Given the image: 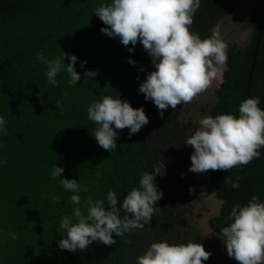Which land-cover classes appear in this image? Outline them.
Returning <instances> with one entry per match:
<instances>
[{
	"label": "trees",
	"instance_id": "1",
	"mask_svg": "<svg viewBox=\"0 0 264 264\" xmlns=\"http://www.w3.org/2000/svg\"><path fill=\"white\" fill-rule=\"evenodd\" d=\"M110 2L0 0V116L8 129V135L0 134V159L7 160L0 165V264H136L152 242L202 240L186 228L191 198L186 182L177 177L184 160L175 146H186L188 130L179 123L183 105L169 107L162 119L154 103L138 92L147 73L155 70L152 58L141 43L129 52L131 44L125 46L101 32L106 25L95 9ZM233 9L234 0H201L190 30L208 37ZM245 22L250 35L243 44L227 46L216 101L205 108L213 117L238 116L240 103L250 96L260 97L259 107L264 109V5ZM41 49L49 59L62 51L79 58L75 67L81 80L76 86L69 85L63 72L58 74V87L48 84L46 66L37 63ZM129 58L136 63L130 64ZM81 61H87L85 69L96 70L97 76L85 79ZM105 95L126 99L134 108L143 106L149 117L131 137L128 128L117 130V148L111 152L98 145L91 134L96 125L87 116L90 104ZM259 151L260 158L246 165L200 173L209 177L222 202L220 213L209 221L213 232L219 234L227 226L234 205L246 204L254 194L264 201V147ZM158 161H163L166 174L155 178L163 196L150 224L121 237L113 234V245L94 241L76 252L59 248V220L71 215L75 205L72 193L50 175L55 164L64 168L61 178L78 180L83 207L88 198H105L109 190L122 202L139 186L143 172L155 171L151 167ZM237 179L240 187L233 188ZM53 194L60 200H53ZM8 233H15L16 239Z\"/></svg>",
	"mask_w": 264,
	"mask_h": 264
},
{
	"label": "clouds",
	"instance_id": "2",
	"mask_svg": "<svg viewBox=\"0 0 264 264\" xmlns=\"http://www.w3.org/2000/svg\"><path fill=\"white\" fill-rule=\"evenodd\" d=\"M200 6L201 0H111L95 9V15L106 25L101 28L103 34L118 38L125 46L131 44L129 52L139 42L151 56L155 70L147 73L138 92L144 94L146 101L154 103L162 119L169 107L176 109L177 105L190 103L226 70L227 44L219 31L213 30L202 39L198 32L190 30ZM78 59L75 54L64 51L51 59L44 55L43 49L37 52V63L46 66L44 75L48 84L56 87L58 74L62 72L67 73L70 86H76L81 80L75 67ZM128 62L136 63L131 58ZM86 64L87 61H81V68L85 69ZM97 74L96 70H84L85 79ZM259 105L260 97L250 96L240 103L238 116L233 113L202 115L184 142L193 149L189 171L197 174L208 170L229 171L260 158L259 149L264 147V109ZM87 116L96 125L91 133L96 142L110 152L117 148L120 135L117 130L128 128L131 137L149 123L143 106L134 108L128 100L109 95L93 101ZM0 134L8 135L3 116H0ZM6 164V159H0V165ZM151 168L155 171L143 172L139 186L133 187L122 202L116 191L109 190L105 198H88L82 207L78 180L61 178L64 168L55 164L50 175L52 179H59L65 191L72 193L70 200L75 205L71 215L65 214L59 220V248L76 252L87 249L94 241L113 245L116 243L113 234L121 237L150 224L158 208L157 201L163 196L155 178L157 174H166L163 161L155 162ZM232 187H240L238 179ZM193 191L190 187L189 192ZM52 199L59 201L60 197L53 194ZM226 219L228 224L220 228L218 236L227 255L239 264H264V201L254 194L246 204L234 205ZM8 236L16 239L15 233ZM211 255L203 243L177 244L161 240L152 242L137 257L136 264H204Z\"/></svg>",
	"mask_w": 264,
	"mask_h": 264
},
{
	"label": "rangeland",
	"instance_id": "3",
	"mask_svg": "<svg viewBox=\"0 0 264 264\" xmlns=\"http://www.w3.org/2000/svg\"><path fill=\"white\" fill-rule=\"evenodd\" d=\"M262 5H264V0H234L233 12L222 18L213 30L219 31L227 46L235 43L243 44L251 32V28L247 26L245 19ZM224 71L218 74L209 89L200 93L190 103L183 104L179 123L182 124V127L188 129L187 134H189L190 130H195L197 121L202 115H208L205 112V108L215 103V90L222 83ZM180 146L176 145L175 148L180 151L181 149L183 150V155L182 153L179 155L184 160V164L179 165L177 177L178 180L186 182L184 183L187 189L186 193H189L191 198L186 214L188 218L186 228L187 230L195 231L197 237L202 239L195 241L203 243L205 250L212 253L204 264H239L238 261L227 255L226 248L218 236L219 234L213 232L210 228L209 221L220 213L222 206V202L216 197L211 180L200 173L189 171L191 165L190 155L193 149L187 145L185 147ZM182 173L183 178H181ZM190 187L194 189L192 193L189 192ZM202 192H205L203 196H201Z\"/></svg>",
	"mask_w": 264,
	"mask_h": 264
},
{
	"label": "water",
	"instance_id": "4",
	"mask_svg": "<svg viewBox=\"0 0 264 264\" xmlns=\"http://www.w3.org/2000/svg\"><path fill=\"white\" fill-rule=\"evenodd\" d=\"M258 48H259V40H258V44H257L256 56H257V53H258ZM249 89H250V83H249Z\"/></svg>",
	"mask_w": 264,
	"mask_h": 264
},
{
	"label": "flooded vegetation",
	"instance_id": "5",
	"mask_svg": "<svg viewBox=\"0 0 264 264\" xmlns=\"http://www.w3.org/2000/svg\"><path fill=\"white\" fill-rule=\"evenodd\" d=\"M181 153H182V155H183V150H181L179 154H181Z\"/></svg>",
	"mask_w": 264,
	"mask_h": 264
}]
</instances>
